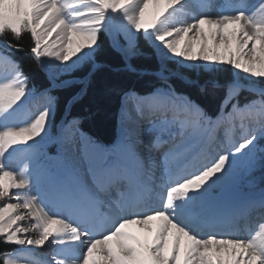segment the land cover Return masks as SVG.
Segmentation results:
<instances>
[{"label":"bare ground","instance_id":"obj_1","mask_svg":"<svg viewBox=\"0 0 264 264\" xmlns=\"http://www.w3.org/2000/svg\"><path fill=\"white\" fill-rule=\"evenodd\" d=\"M34 2L41 3V0H0V15H18L22 10L30 13L31 9L37 7L33 4ZM185 2L186 0H180V3L172 10L166 21V26L179 27L183 24H190L202 16L235 15L239 12H243L246 16H252L264 4V0H190L189 5H184L185 8L181 10L180 7H183ZM58 3L63 5L65 0H58ZM151 4L146 11V19L151 18L158 10L159 6L152 10ZM111 13L113 12L109 11L105 14L107 20V16H110ZM64 15L68 21L72 18L68 9H65ZM123 24L125 25V23ZM127 30L124 31L129 34ZM257 30L264 33V27L258 26ZM151 31L158 34L159 29L149 30L146 33H152ZM156 36L150 40L153 47L157 48L158 56L160 55L161 58L169 57L190 67L203 65L206 68H211L219 64L203 60L190 61L175 56L156 39ZM113 45L124 57L128 55L127 49L120 47L118 42H113ZM91 49L92 47H86L72 58L80 61L89 54ZM8 66L11 65L7 60L0 58V70L1 68L7 70V72L4 70L5 74H0V83L17 80V76L14 77L15 74L14 76L11 74V69ZM263 94L259 90L258 93H255L257 99L251 94L250 100L239 99L233 104L234 96L226 95L221 100V106L213 116L214 118L210 117L203 121L190 118V127L181 131L179 126L172 121L174 117L182 115L180 103L196 109L202 115L201 108L190 98L187 96L180 98L177 94L158 89L140 95L125 93L122 98L125 115L122 121L118 117L123 127V137L120 141L113 143L109 148L101 145L106 148V150L102 149L100 144L97 145L87 140L86 133L82 132L76 124V131L66 132L67 138L60 142L66 168L56 175H47L46 172H50V170L46 168L43 170L36 156V151L40 146L39 140L43 141L46 138V127L41 135L34 140L10 148L2 160L4 167L16 172L18 177L26 179L29 183L26 188L13 190L18 192V196L10 195L7 198H0V206L34 199L33 209L22 207L16 209V212L25 217L23 221L19 222L21 227L34 225L37 212L43 208L49 216L63 219L71 227H75L81 232H88L89 235L82 237L78 242L65 239L64 243H54L53 241L58 238H52L46 242L44 247L33 246L32 249H37L32 252H29L31 248H28V245L11 244L10 246L15 249L5 254V259H10L14 264H54L57 259L66 260L68 264H72V262L78 264L87 242L97 238L102 234L101 231H107L121 219L148 214H138L137 210L139 207L145 209L153 204V193H155L153 185L157 174L156 150L163 146L173 148L166 155L170 162H174L173 171L177 175V179L170 187L186 180L187 177L183 174L187 171L195 170L188 176L189 179L215 163L222 155H227L226 165L229 164L231 169L224 168L221 173L210 178L200 189L190 190L185 197L177 199L170 208L156 206L150 212L166 211L176 223L182 226L184 225L182 218H199L201 220L198 221V226L215 224L208 228V236L255 238L260 226L264 225V187H260L264 181L252 179L253 181H248L252 182L251 185H242V181L253 177L256 172L255 169H252L254 164L249 148L251 143L240 152H237L236 149L240 142L250 139L251 135L248 133L250 126L259 128V125H262L264 100L261 97ZM26 98L23 96L13 108L0 113V131L10 127L27 126L45 111L44 107L41 108L42 106L39 105L30 107L32 98ZM249 107L252 108L248 111L237 112L228 119L219 120L230 115L234 110H243ZM5 120H8L9 123H6ZM51 124L54 126V123ZM52 128L54 130V127ZM241 133H246L248 136L234 142ZM227 142L231 146L230 149L224 147ZM128 146L132 147L142 162V169L139 170L140 190L137 191L128 184L121 183L118 186L113 185L107 193L98 191L94 181L98 180L100 169L107 167L112 161L122 158ZM5 147L4 139L0 137V150ZM53 153L56 154V151L54 150ZM260 153L257 152V155ZM242 158L246 159L245 162L242 161ZM143 169L145 172H142ZM110 193H114L115 198L109 199L108 194ZM123 200L126 202L122 207ZM93 203L102 205V217H97L92 207ZM213 218H218L221 221L216 224V221H211ZM157 223V221L151 222L153 229ZM3 226V210H0V228ZM198 226L184 227L202 239L207 238L208 236L203 235L202 229ZM125 231L142 242H150L151 236L154 234V232H149L136 225L128 226ZM246 233H248L247 237H245ZM26 236L37 238L38 231L32 228L29 232L20 234V238ZM169 243L171 244V238ZM45 254H48V260L44 258Z\"/></svg>","mask_w":264,"mask_h":264},{"label":"snow or ice","instance_id":"obj_2","mask_svg":"<svg viewBox=\"0 0 264 264\" xmlns=\"http://www.w3.org/2000/svg\"><path fill=\"white\" fill-rule=\"evenodd\" d=\"M151 3L159 7L151 18L146 19V10ZM179 3L180 0H140V3H136V0H65L61 5L58 0H41L39 6L30 10L29 20L26 21L30 22V26L22 30L15 39H19L27 30L34 41L31 52L37 58L55 57L67 62L84 48L96 43L107 12H122L137 31L159 29L156 39L175 56L190 61L228 64L245 74L264 79V33L257 30L258 26L264 27V4L252 16H246L243 12L216 17L202 16L190 24L166 26L169 14ZM65 9L71 12L75 22L65 18ZM5 33L13 37L16 35L9 29H5ZM5 33H0V36ZM25 91L26 85L20 79L0 83V113L13 108L25 95ZM251 108L234 110L219 120L228 119L237 112H245ZM180 109L182 115L174 117L172 121L181 131L190 127V118L206 120L199 111L186 104L180 103ZM47 119L48 111L45 110L27 126L0 131V137L6 144L0 150V198L18 196V192L13 190L26 188L29 183L18 177L16 172L4 167L2 160L5 153L16 145L27 144L40 136ZM261 124V128H264V120ZM251 142V139L245 140L236 151H242ZM227 160V155H222L199 174L171 187L167 191L165 207L170 208L190 190L200 189L210 178L224 170ZM141 167L142 162L132 147L128 146L122 158L100 169L99 178L94 182L102 193H107L113 185L121 183L139 191ZM125 202H121L122 207ZM34 203V199H29L22 203L0 206L4 224L0 228V238L4 243L44 247L52 238H58L54 243H64L65 239L76 242L89 235L88 232L71 227L63 219L49 216L43 208L37 212L34 225L21 227L19 222L25 217L16 212V209H33ZM92 207L97 217L103 216L101 204L93 203ZM152 221L158 222L155 229L152 228ZM130 225L154 232L150 242H142L126 232L125 229ZM32 228L38 231L37 238H20L22 232L27 233ZM101 232L97 238L87 242L78 264H264V225L260 226L255 238L210 235L202 239L176 223L168 212L161 210L121 219L107 231ZM0 264L14 262L3 259ZM54 264H68V261L57 259Z\"/></svg>","mask_w":264,"mask_h":264},{"label":"trees","instance_id":"obj_3","mask_svg":"<svg viewBox=\"0 0 264 264\" xmlns=\"http://www.w3.org/2000/svg\"><path fill=\"white\" fill-rule=\"evenodd\" d=\"M0 33H5V30ZM19 33H14L15 37L5 33L0 36V41L11 49L9 53L24 75L26 87L36 92L49 89L54 102V123L76 120L82 132L103 146L112 144L117 136V117L123 94L129 91L145 94L160 85L154 74L159 65L145 39L138 37L140 54L125 62L111 46L108 35L100 31L91 62L70 75L82 79V83L50 88L47 74L32 55L34 41L30 33L25 30L19 39H15ZM183 72L189 81L172 78V87L195 101L205 115L214 114L224 96L223 85L232 78L231 69L223 67L213 76L204 72ZM245 94L246 97L251 95L248 92ZM7 247L8 244L0 238V256Z\"/></svg>","mask_w":264,"mask_h":264},{"label":"rangeland","instance_id":"obj_4","mask_svg":"<svg viewBox=\"0 0 264 264\" xmlns=\"http://www.w3.org/2000/svg\"><path fill=\"white\" fill-rule=\"evenodd\" d=\"M38 3L39 2H36V3L34 2L33 4H35V6H39L40 3L39 4ZM136 3H140V0H136ZM157 6L158 5H156L155 3H152L151 4L152 10H154V8H156ZM107 18L108 20L106 19V17L104 18L103 24L99 32L103 31L108 35L111 46L114 49H116L117 52H119L118 49L113 45V42L115 41L118 42L120 47H123V48L125 47L127 49L128 55L126 57H124V55L121 52H119V54L122 56L125 62H128L132 57L140 54V51L137 48L139 36L145 39L146 42L152 48L155 58L157 60V63L159 65V70L156 71L154 74L156 78L160 81V85L155 87L152 91H156L157 89L162 90V91H168V92H172L175 95L177 94V96H179L180 98H184L186 95L177 93L175 89L172 87L171 85L172 78H178L185 82H188L189 78L185 75L183 71H192L194 74L204 72L210 76H213L215 75V72L217 70H220L223 67H229L231 69L232 78L229 82L223 85L224 86L223 98H225L226 95L232 94L234 96V99L232 101V104H233V103H236L237 100L239 99H242L243 101L250 100L251 97H246L247 96V94H245L246 92L253 94L255 96L254 97L255 99L258 98L255 95V93H258L259 90L264 93V79L255 78L249 74H245L231 65L219 63L217 65H214L211 68H206L203 65H193L190 67V66H184L180 64L177 60L169 58V57L161 58L160 55L158 56L157 48L153 47V45L151 44V40H150L153 36L155 37L157 35L156 33L154 34L153 31H151L152 33H146L144 31L135 30L134 26L128 20H126V14L122 12L111 13L110 16H107ZM28 20H29V12L26 10H22L21 14L19 13L18 15L16 14L0 15V32H2L5 29H9L10 31L17 34L30 26V22L26 23V21ZM69 21L75 22L73 17L69 19ZM123 23H125V25ZM125 29H128L127 31H129V34H127V32L124 31ZM97 45H98V41H96L94 45L90 46L92 47V49L90 50L89 54L84 56L80 61H76V58L75 59L72 58L68 61V63L62 62L61 60L55 57L37 58L33 53L32 55L36 59L38 64L40 65L41 69L47 74L48 79L51 82L50 88L61 87V86L69 85L72 83H82L83 81L82 79L70 77V75L73 74L74 71L79 69L85 63L91 62L93 58V54L97 49ZM0 50H2L1 54L6 53L5 55L7 56L5 57L6 59L11 58L10 55L7 54L11 50L7 45L0 42ZM73 62H74V65H73ZM9 68L11 69V74L13 76L15 74L14 77L17 76V79L22 80L23 83L25 84V79L20 74V71L18 67L16 66L15 61L12 62V65ZM4 70L6 69L1 68L0 74L4 73L5 72ZM66 76L67 78H64ZM127 93L133 94L134 91H129ZM29 97L32 98L30 101L31 103L30 107L33 105H39L40 107L42 106L41 108L44 107V110L48 111V119H47V124H46V138L43 141L39 140L40 146L38 150L36 151V154H37L36 156L38 158L39 165L41 166V168L43 170H45V168L50 170V172L45 171L47 175H56V173L58 174V172L66 168L65 159L63 157L61 147H60V142L64 141L67 138L66 132L76 131L75 129H76L77 121L73 120L68 123L59 122L58 124L52 126L51 123H53L54 108H53V100L50 97V93L48 92V90H45V91L42 90L36 93V92H33L32 89L27 88L25 91L24 98L28 99ZM261 99L264 100V94L261 97ZM261 99H258V100H261ZM39 102L41 104L44 102V104L41 105ZM18 115L21 116L20 114ZM124 115H125V109H124V104L122 103V99H121V109L118 114V117H120L121 121ZM202 116L206 120L209 118L203 115V113H202ZM118 117H117V131L116 132H117V137L121 139V137H123L122 136L123 127L120 124ZM5 122L9 123L8 120H5ZM52 127H54V130ZM49 132L51 133L49 134ZM85 136L87 140L99 145L98 143H96L95 140H93L86 134ZM35 141L37 142V140ZM99 146L102 149L106 150V148L102 147L101 145ZM256 148H257L256 150L252 148H251L252 150L250 149V154L253 157V164H254L252 169H255L254 171L256 172H254L253 177H250L248 180H245L244 182L242 181L241 182L242 185H245V186L251 185L252 182H248L249 180L250 181H253V180L264 181V146L256 147ZM54 150L56 151V154L53 153ZM257 152L258 153L261 152V153L257 155ZM256 155L257 157H255ZM245 160L246 159L244 158L242 161L245 162ZM225 168L231 169V166L228 164L225 166ZM63 179H65L64 176H63ZM260 187L263 188L264 183L260 185ZM0 257H1L0 259L2 262V260L6 258V255H1Z\"/></svg>","mask_w":264,"mask_h":264}]
</instances>
